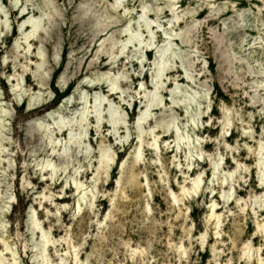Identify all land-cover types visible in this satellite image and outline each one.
<instances>
[{
  "label": "rangeland",
  "instance_id": "374dc122",
  "mask_svg": "<svg viewBox=\"0 0 264 264\" xmlns=\"http://www.w3.org/2000/svg\"><path fill=\"white\" fill-rule=\"evenodd\" d=\"M260 145L264 0H0L3 264H264Z\"/></svg>",
  "mask_w": 264,
  "mask_h": 264
},
{
  "label": "bare ground",
  "instance_id": "6f19581e",
  "mask_svg": "<svg viewBox=\"0 0 264 264\" xmlns=\"http://www.w3.org/2000/svg\"><path fill=\"white\" fill-rule=\"evenodd\" d=\"M22 17V16H21ZM33 22H35V21H33ZM36 26V25H35ZM30 27H31V25H30ZM97 29V28H96ZM95 29V30H96ZM101 30H102V28H101ZM99 31V30H98ZM99 32H101V31H99ZM93 33H95L94 31H93ZM136 34V33H135ZM95 36V35H94ZM93 36V37H94ZM132 36H134V35H132ZM138 37H139V35H138ZM42 38V37H41ZM137 38V37H136ZM218 38V37H217ZM165 57V56H164ZM163 58V57H162ZM165 64V63H164ZM161 65H162V63H161ZM25 67H27V65L25 66ZM164 67H166V65L164 66ZM164 67H162V68H164ZM158 68H160V64H159V67ZM160 70V69H159ZM166 70V69H165ZM110 85H111V83H110ZM116 86V85H115ZM110 89H111V87H110ZM153 96V95H152ZM153 99V98H152ZM151 101V100H150ZM155 101V100H154ZM152 102V101H151ZM96 109H97V107H96ZM109 115V114H108ZM116 118V117H115ZM115 120V119H114ZM112 121V120H111ZM116 122V121H115ZM112 124H113V122H111ZM261 144H263V143H261ZM259 151H262V150H264L263 148H264V145H260L259 147ZM101 151V150H100ZM104 152V151H103ZM137 156H136V158H139L140 156H141V154H142V150L140 149V148H138V150H137ZM258 154H260V153H258ZM261 156V155H260ZM259 158V157H258ZM137 160V159H136ZM263 161H264V159H263ZM47 163H49V162H47ZM46 165V164H45ZM50 166V165H49ZM54 167V166H53ZM114 169V168H113ZM112 171V170H111ZM113 172V171H112ZM226 177V176H225ZM227 178V177H226ZM201 179V178H200ZM196 181V180H195ZM77 185V184H76ZM79 185V184H78ZM194 185H195V187L196 186H198V183H196V182H194ZM81 186V185H80ZM80 188V187H79ZM186 188V187H185ZM197 188V187H196ZM199 188V187H198ZM191 189V188H190ZM185 190H187V188L185 189ZM198 190V189H197ZM188 192V191H187ZM225 194V193H224ZM224 194H223V196H224ZM174 198H175V196H174ZM173 198V199H174ZM215 203L216 202H213V206L215 205ZM215 208V207H214ZM213 208V209H214ZM212 209V213H211V215L212 216H215V217H217V222H220V220H219V214H216L215 213V211H217V210H213ZM32 223H33V225L35 226V227H38L39 226V224H38V220H37V218H36V215H35V213H33V216H32ZM40 223V222H39ZM217 225H218V223H217ZM264 225V224H263ZM33 226V227H34ZM41 227V226H40ZM218 227V226H217ZM39 229V228H38ZM42 229V228H41ZM44 231V230H43ZM42 234V240H43V245H42V247H41V253H40V256L39 257H41V259H42V261H47V257H46V255H45V250H46V246H47V242H48V240H47V238L48 237H46L47 235L46 234H44L43 232L41 233ZM218 234V233H217ZM41 245V244H40ZM39 247V248H40ZM250 247L251 246H249L248 244L246 245V249H250ZM252 249V248H251ZM75 251V250H74ZM45 252V253H44ZM77 253V252H76ZM246 254V253H245ZM77 255V254H76ZM75 255V256H76ZM261 255V254H260ZM75 259V258H74ZM260 259V258H259ZM75 261H76V259H75ZM41 263V262H40ZM0 264H3V262H2V260L0 259ZM42 264V263H41ZM78 264V263H77ZM260 264H262V262H260Z\"/></svg>",
  "mask_w": 264,
  "mask_h": 264
}]
</instances>
